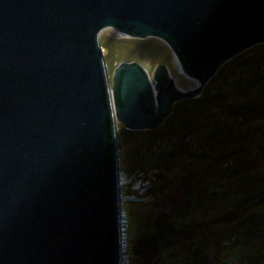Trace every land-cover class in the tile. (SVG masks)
I'll list each match as a JSON object with an SVG mask.
<instances>
[{
  "label": "water",
  "instance_id": "obj_1",
  "mask_svg": "<svg viewBox=\"0 0 264 264\" xmlns=\"http://www.w3.org/2000/svg\"><path fill=\"white\" fill-rule=\"evenodd\" d=\"M168 44L197 86L139 61L112 72L101 33ZM264 44V0H0V264H127L119 125L159 129L176 103ZM133 253L154 264L166 228Z\"/></svg>",
  "mask_w": 264,
  "mask_h": 264
},
{
  "label": "rangeland",
  "instance_id": "obj_2",
  "mask_svg": "<svg viewBox=\"0 0 264 264\" xmlns=\"http://www.w3.org/2000/svg\"><path fill=\"white\" fill-rule=\"evenodd\" d=\"M130 39L132 38L125 37L112 28L101 33V42L103 41L105 45L104 55L108 67L112 69L111 74L124 61H139L150 73L158 64L165 63L180 88L190 90L197 86L196 80L182 73L176 57L166 42L156 39L125 41ZM200 95L194 98H199ZM119 127L123 125L120 124ZM180 137L179 146L184 148L189 139ZM164 139L168 140L169 136L166 134ZM251 153L258 157L261 153L259 146H253ZM162 154H167V151L155 150L148 139L140 134L120 138L122 169L129 171L131 177L137 170L145 171L151 184L143 196L145 199L129 201L127 192L132 196L138 195L137 198L141 192L132 190V185L127 187V175H123L124 172L121 170V176L126 179L123 185V210L126 216H123L122 233L123 242L127 241L126 244L124 242V245H127L126 250L130 252L127 264H144L143 258L133 253V248L140 238L156 233L154 223L162 212L169 215V223H174L172 228L188 230L178 226L183 221L190 220L194 225L195 236L192 239H180L182 242L171 239L164 247L162 242L163 249L154 264H240L243 254L250 250L251 246L248 244H252V240L249 242L239 238L233 221L217 224L213 222L214 216L230 209L229 197L222 194L233 189L235 178L230 176L225 178L219 174L218 170L222 168L217 159L200 160L187 152H178L174 156ZM260 161V166L256 168L264 171V159ZM213 190L221 196L215 199L214 203L200 199ZM193 207L198 209L192 213L190 210ZM221 240L231 244L222 253L219 249Z\"/></svg>",
  "mask_w": 264,
  "mask_h": 264
},
{
  "label": "trees",
  "instance_id": "obj_3",
  "mask_svg": "<svg viewBox=\"0 0 264 264\" xmlns=\"http://www.w3.org/2000/svg\"><path fill=\"white\" fill-rule=\"evenodd\" d=\"M101 43L104 49V42ZM134 134L145 136L155 150L167 151L164 156L187 152L200 160L217 159L222 168L219 174L234 177L236 182L229 193H221L229 197L230 209L214 216L213 222L233 221L239 238L252 240L240 264H264V171L256 168L260 166V159H264V44L221 67L199 98L190 97L176 103L171 116L159 129L132 131L123 126L119 130L120 138ZM166 134L168 140L164 139ZM180 136L189 139L185 149L179 146ZM257 145L262 153L258 157L251 153V148ZM218 197L220 194L213 190L200 199L214 203ZM197 209L193 207L190 212ZM169 221L167 214L166 228L174 225ZM179 225L194 230L190 220ZM171 239L182 242L177 237L167 238L163 240V247ZM230 245L221 240L220 252H225Z\"/></svg>",
  "mask_w": 264,
  "mask_h": 264
},
{
  "label": "built area",
  "instance_id": "obj_4",
  "mask_svg": "<svg viewBox=\"0 0 264 264\" xmlns=\"http://www.w3.org/2000/svg\"><path fill=\"white\" fill-rule=\"evenodd\" d=\"M122 172H124V174L127 175V187H129V185H132V190H139V192H141V195H135L132 196L130 194V192H127V196L129 197V201L132 200H143L145 198H143L144 195H146L148 189L151 187L150 185V178L148 177L147 173L145 171H140L137 170L135 171L133 174V177L131 173L125 171L122 169ZM134 192V191H132ZM130 252L129 250L125 252L124 256H129Z\"/></svg>",
  "mask_w": 264,
  "mask_h": 264
},
{
  "label": "bare ground",
  "instance_id": "obj_5",
  "mask_svg": "<svg viewBox=\"0 0 264 264\" xmlns=\"http://www.w3.org/2000/svg\"><path fill=\"white\" fill-rule=\"evenodd\" d=\"M123 175H124V173H123ZM124 177V176H123ZM123 177L121 176V185H122V187H123V185H125V181H126V179H125V177H124V179H123ZM123 190H124V187H123ZM123 202H124V192H123ZM125 210H123V212H122V227H124V220H123V216L125 215ZM126 216V215H125ZM124 216V217H125ZM127 227V226H126ZM123 230H124V228H123ZM125 232V231H124ZM126 240V239H125ZM125 242V244L127 243V241H124ZM124 242H123V247H124V251L126 252L127 250H126V248H127V245H124ZM125 258H126V260H127V256H125ZM128 262V261H127Z\"/></svg>",
  "mask_w": 264,
  "mask_h": 264
}]
</instances>
